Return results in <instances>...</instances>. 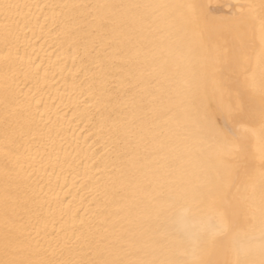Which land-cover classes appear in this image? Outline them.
I'll use <instances>...</instances> for the list:
<instances>
[{
  "label": "bare ground",
  "instance_id": "obj_1",
  "mask_svg": "<svg viewBox=\"0 0 264 264\" xmlns=\"http://www.w3.org/2000/svg\"><path fill=\"white\" fill-rule=\"evenodd\" d=\"M0 264H264V0H0Z\"/></svg>",
  "mask_w": 264,
  "mask_h": 264
}]
</instances>
